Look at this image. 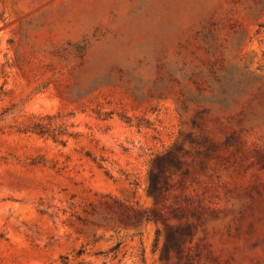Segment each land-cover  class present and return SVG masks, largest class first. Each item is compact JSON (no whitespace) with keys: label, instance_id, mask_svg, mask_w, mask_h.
Instances as JSON below:
<instances>
[{"label":"rangeland","instance_id":"1","mask_svg":"<svg viewBox=\"0 0 264 264\" xmlns=\"http://www.w3.org/2000/svg\"><path fill=\"white\" fill-rule=\"evenodd\" d=\"M0 264H264V0H0Z\"/></svg>","mask_w":264,"mask_h":264},{"label":"trees","instance_id":"2","mask_svg":"<svg viewBox=\"0 0 264 264\" xmlns=\"http://www.w3.org/2000/svg\"><path fill=\"white\" fill-rule=\"evenodd\" d=\"M224 62L223 59H221ZM225 63H221L224 66ZM69 124L63 123L61 125L57 124L55 121V116H44V118L30 120L25 123L21 128L24 131H31L40 135H46L53 138L55 141L63 143L62 136L68 133ZM119 243L113 246L108 252H99L108 255L112 252L114 255L119 250ZM83 253L82 250L79 251V254ZM66 259V258H65Z\"/></svg>","mask_w":264,"mask_h":264}]
</instances>
